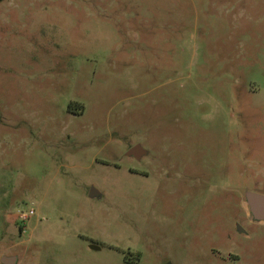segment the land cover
I'll list each match as a JSON object with an SVG mask.
<instances>
[{
	"label": "rangeland",
	"instance_id": "374dc122",
	"mask_svg": "<svg viewBox=\"0 0 264 264\" xmlns=\"http://www.w3.org/2000/svg\"><path fill=\"white\" fill-rule=\"evenodd\" d=\"M248 191L264 0H0V264H264Z\"/></svg>",
	"mask_w": 264,
	"mask_h": 264
},
{
	"label": "water",
	"instance_id": "95a60500",
	"mask_svg": "<svg viewBox=\"0 0 264 264\" xmlns=\"http://www.w3.org/2000/svg\"><path fill=\"white\" fill-rule=\"evenodd\" d=\"M141 151L139 146H135L130 150V152ZM247 201L250 206V211L255 219L259 221H264V194L248 191L246 193ZM94 248H98L97 245H93ZM2 261L5 264H17L18 257L13 256H3Z\"/></svg>",
	"mask_w": 264,
	"mask_h": 264
},
{
	"label": "flooded vegetation",
	"instance_id": "af4514ba",
	"mask_svg": "<svg viewBox=\"0 0 264 264\" xmlns=\"http://www.w3.org/2000/svg\"><path fill=\"white\" fill-rule=\"evenodd\" d=\"M143 152H145V149L142 148L141 151L138 150L137 153L131 154V155L128 154V156L129 157H133V158H135L138 161H141L142 158L146 157V155H147V154H145ZM131 171H137V169L135 167H132ZM144 172H146V171H144Z\"/></svg>",
	"mask_w": 264,
	"mask_h": 264
},
{
	"label": "built area",
	"instance_id": "2783aa9c",
	"mask_svg": "<svg viewBox=\"0 0 264 264\" xmlns=\"http://www.w3.org/2000/svg\"><path fill=\"white\" fill-rule=\"evenodd\" d=\"M30 213H34V210H32ZM24 218H27L28 216L25 214L23 215Z\"/></svg>",
	"mask_w": 264,
	"mask_h": 264
}]
</instances>
